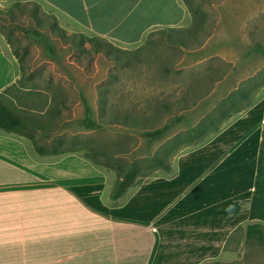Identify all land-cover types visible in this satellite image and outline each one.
Here are the masks:
<instances>
[{
	"label": "crops",
	"instance_id": "obj_1",
	"mask_svg": "<svg viewBox=\"0 0 264 264\" xmlns=\"http://www.w3.org/2000/svg\"><path fill=\"white\" fill-rule=\"evenodd\" d=\"M238 1H217L216 7L228 13L221 23L226 28L213 34L216 41L241 43L250 34L237 28L264 26L252 13L254 0L244 7ZM38 2L91 35L126 45L156 29L188 28L192 19L184 0ZM213 35L202 34L197 49ZM227 54L222 50L215 57ZM262 67L264 62L256 70ZM20 75L16 58L0 39V93L32 110L26 103L31 86L17 84ZM223 87V78L216 79L204 97ZM225 90L214 117L195 122L186 136L195 147L168 169L157 168L139 182L136 177L115 198L110 195L117 179L113 168L76 150H35L26 127L33 124L39 133L43 122L26 118L17 131L0 129V264H208L222 259L236 248H231L237 244L231 238L236 228L242 227L245 236L247 225H264V94H256L246 78ZM183 101V108L194 105Z\"/></svg>",
	"mask_w": 264,
	"mask_h": 264
},
{
	"label": "rangeland",
	"instance_id": "obj_2",
	"mask_svg": "<svg viewBox=\"0 0 264 264\" xmlns=\"http://www.w3.org/2000/svg\"><path fill=\"white\" fill-rule=\"evenodd\" d=\"M14 1L27 0H9L0 3V7L7 9ZM33 1L48 15L55 16L67 35H75L65 37L47 19L38 25L30 11L19 14L16 22H8L7 15L2 14L6 23H0V39L10 51L13 48L22 56L25 72L16 83L31 86L26 103L32 110L17 107L10 99L5 100L4 95L1 99L23 119L44 123V130L39 133H35L33 124L26 127L34 136L36 151L37 147L43 151L57 148L62 153L76 150L115 172L116 168L122 173L130 168L134 175L132 181L137 177L135 182H139L149 178L155 169H163L159 160L170 166L182 152L195 147L194 143L187 144L186 136L195 122L214 117L219 111L217 98L227 92L225 88L246 78L255 84L256 94H264V70L260 73L256 70L264 62V26L236 27L250 34L241 43L230 39L216 41L213 34L226 28L221 23L228 13L216 7L218 0H191L198 7L201 5L199 9L206 14L200 35L214 36L200 49L198 44L185 49L148 40L156 29L135 44L109 41L117 48L111 53L91 51L84 39L90 33L64 20L53 8ZM238 2L242 7L250 3ZM253 9L255 20L262 22L264 0H254ZM233 15L238 17V13ZM192 24L193 19L186 27ZM2 33L11 38L12 47ZM205 36L204 40L208 37ZM222 50L227 51V57H215ZM231 53L240 56L231 57ZM200 60L203 62L197 63ZM16 62L19 69L17 59ZM222 78V90L204 97L214 87L215 80ZM185 99L194 105L183 108ZM34 109L44 112L37 113ZM112 113L127 114V122L104 123ZM133 119L138 121L135 126ZM261 230L264 233V225ZM231 238L237 240L236 245L231 243V248H236L215 262L264 264V237L262 240L255 236L245 238L241 227L235 229Z\"/></svg>",
	"mask_w": 264,
	"mask_h": 264
},
{
	"label": "trees",
	"instance_id": "obj_3",
	"mask_svg": "<svg viewBox=\"0 0 264 264\" xmlns=\"http://www.w3.org/2000/svg\"><path fill=\"white\" fill-rule=\"evenodd\" d=\"M188 10L191 12V16L193 19V24L189 26L188 28H166L162 29L158 32H153L148 36V40H157L163 43H168L174 46H185L187 48H194L195 45H200V34L199 32L201 28L203 27V21L206 17V14L202 12L197 5L192 2L191 0H184ZM27 11H30L31 17L34 20L35 23L38 25L44 20L47 19L50 21V24L53 28H55L57 31H59L61 34H64L65 37H75L74 34L67 35L65 33V30L61 28L55 16L48 15L45 11L42 10L41 6L33 1V0H27L25 2L21 1H14L11 6L7 9H2L0 7V23L4 24L6 23V20H4L3 15L5 14L8 17V22H16L17 16L19 14H23ZM199 33V34H198ZM3 34V33H2ZM4 35L5 41L7 44L12 47L11 38L8 35ZM81 38L83 35H79ZM86 42L89 44L91 51L96 53H111L116 51L117 48L112 46L110 42L105 39L104 37H100L97 35H91L86 38H84ZM195 40V41H194ZM197 41V42H196ZM12 54L15 56L19 63V69L21 72L20 77L18 80L20 81L21 78L24 76V67L22 64V56L19 54L15 49H11ZM115 57V55H114ZM118 60L121 58L118 54L116 56ZM9 87H6L3 91L9 90ZM2 93H0V129L6 130V131H17L21 129L23 126L26 125L27 119H23L18 113L12 111L8 105L1 99ZM110 120H105L104 123H110V124H123L124 122H127L128 115L127 114H110L109 115ZM33 122V120H30ZM101 123V122H100ZM99 123V124H100ZM103 123V121H102ZM132 123H138L137 120L133 119ZM95 163H99L97 161H94ZM162 168L168 169L169 165L162 164L161 160H159ZM116 172L118 173V177L116 179V182L114 184V187L111 191V196L113 198L118 197L131 183V181L134 178L132 170L129 168L125 170L123 173L121 172L120 168H116ZM261 225L259 223H252L247 225L246 232H245V238H249L251 236H255L256 239L262 240L264 237V233L261 230ZM208 264H222L221 262H212Z\"/></svg>",
	"mask_w": 264,
	"mask_h": 264
}]
</instances>
